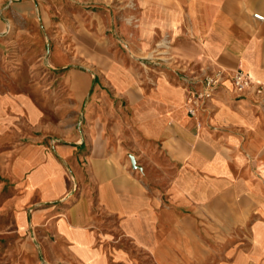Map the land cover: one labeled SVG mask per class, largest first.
Returning a JSON list of instances; mask_svg holds the SVG:
<instances>
[{"label":"crops","instance_id":"obj_1","mask_svg":"<svg viewBox=\"0 0 264 264\" xmlns=\"http://www.w3.org/2000/svg\"><path fill=\"white\" fill-rule=\"evenodd\" d=\"M132 4V46L154 65H112L70 142L47 147L35 103L0 92L4 259L264 264V108L228 79L240 70L264 86V0ZM218 70L222 84L188 115V82Z\"/></svg>","mask_w":264,"mask_h":264},{"label":"rangeland","instance_id":"obj_2","mask_svg":"<svg viewBox=\"0 0 264 264\" xmlns=\"http://www.w3.org/2000/svg\"><path fill=\"white\" fill-rule=\"evenodd\" d=\"M132 6V0H0V92L24 93L35 103L47 147L70 142L63 134H74L77 125L84 130L92 91L112 65L132 71L154 65L152 51L140 55L132 46ZM67 75L77 81L69 90ZM10 251L0 250L2 262L18 264L17 250L4 259ZM29 251L38 262L37 250Z\"/></svg>","mask_w":264,"mask_h":264},{"label":"built area","instance_id":"obj_3","mask_svg":"<svg viewBox=\"0 0 264 264\" xmlns=\"http://www.w3.org/2000/svg\"><path fill=\"white\" fill-rule=\"evenodd\" d=\"M257 20H262L260 15H253ZM224 71L218 70L206 76L200 84L188 82L185 90L184 105L188 115L193 116L198 110L204 108L213 97L218 87L224 80ZM232 91L236 97L241 98L248 93H253L259 98L258 105L264 108V86L255 82L244 72L237 70L228 77Z\"/></svg>","mask_w":264,"mask_h":264},{"label":"water","instance_id":"obj_4","mask_svg":"<svg viewBox=\"0 0 264 264\" xmlns=\"http://www.w3.org/2000/svg\"><path fill=\"white\" fill-rule=\"evenodd\" d=\"M131 163L133 164V160L131 161Z\"/></svg>","mask_w":264,"mask_h":264}]
</instances>
